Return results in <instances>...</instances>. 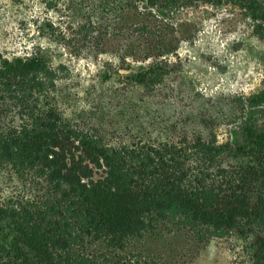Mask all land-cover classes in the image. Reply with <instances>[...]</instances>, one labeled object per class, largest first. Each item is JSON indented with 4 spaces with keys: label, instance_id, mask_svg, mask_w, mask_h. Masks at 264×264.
<instances>
[{
    "label": "trees",
    "instance_id": "16d2710c",
    "mask_svg": "<svg viewBox=\"0 0 264 264\" xmlns=\"http://www.w3.org/2000/svg\"><path fill=\"white\" fill-rule=\"evenodd\" d=\"M43 1L45 38L0 45V264H132L130 238L170 215L252 234L264 264V90L217 117L177 83L205 21L241 17L264 39V0ZM77 58L121 67L123 127L63 117Z\"/></svg>",
    "mask_w": 264,
    "mask_h": 264
},
{
    "label": "rangeland",
    "instance_id": "374dc122",
    "mask_svg": "<svg viewBox=\"0 0 264 264\" xmlns=\"http://www.w3.org/2000/svg\"><path fill=\"white\" fill-rule=\"evenodd\" d=\"M12 1L0 0V45L7 46L8 54L19 55L22 42L33 44L45 38L39 26L45 18V4L43 0H15L13 6ZM8 9L11 16L5 13ZM203 24L196 43L182 50L186 82L177 83H183L191 99L218 117L240 99L264 90V39L251 35L241 17L217 16ZM119 68L113 65L112 70L103 61L72 59L67 78L57 90L63 117L100 132L109 130L110 122L123 127L120 108L128 92L127 82L115 74ZM255 117L264 123L259 111ZM230 129L221 127L220 136L226 138ZM252 240V234L218 231L170 215L130 238L120 257L132 264H253Z\"/></svg>",
    "mask_w": 264,
    "mask_h": 264
}]
</instances>
